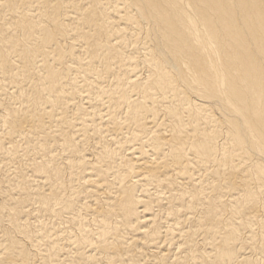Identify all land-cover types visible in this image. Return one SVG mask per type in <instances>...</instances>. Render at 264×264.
I'll use <instances>...</instances> for the list:
<instances>
[{"label":"bare ground","instance_id":"6f19581e","mask_svg":"<svg viewBox=\"0 0 264 264\" xmlns=\"http://www.w3.org/2000/svg\"><path fill=\"white\" fill-rule=\"evenodd\" d=\"M0 264H264V0H0Z\"/></svg>","mask_w":264,"mask_h":264}]
</instances>
